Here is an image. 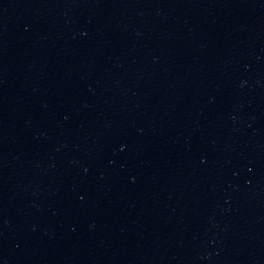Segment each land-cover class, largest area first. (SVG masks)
I'll list each match as a JSON object with an SVG mask.
<instances>
[{"label": "water", "instance_id": "1", "mask_svg": "<svg viewBox=\"0 0 264 264\" xmlns=\"http://www.w3.org/2000/svg\"><path fill=\"white\" fill-rule=\"evenodd\" d=\"M0 264H264V0H0Z\"/></svg>", "mask_w": 264, "mask_h": 264}]
</instances>
